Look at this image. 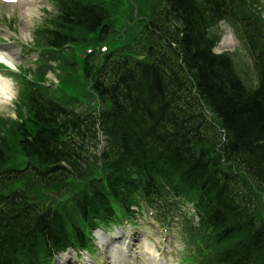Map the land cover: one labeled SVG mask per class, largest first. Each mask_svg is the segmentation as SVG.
Returning a JSON list of instances; mask_svg holds the SVG:
<instances>
[{"label": "trees", "instance_id": "1", "mask_svg": "<svg viewBox=\"0 0 264 264\" xmlns=\"http://www.w3.org/2000/svg\"><path fill=\"white\" fill-rule=\"evenodd\" d=\"M54 1L52 27L37 41L45 58L21 78L28 116L16 133L0 120V264H53L68 246L93 247L92 230L120 210L134 215L133 205L177 227L193 264H264L256 0H153L134 41L107 51L97 46L110 45L108 5L118 0ZM224 19L248 42L252 82L231 53L214 50L212 28ZM71 50L82 56L58 73L65 87H46L52 62L63 68ZM39 188L64 194L49 205Z\"/></svg>", "mask_w": 264, "mask_h": 264}, {"label": "rangeland", "instance_id": "2", "mask_svg": "<svg viewBox=\"0 0 264 264\" xmlns=\"http://www.w3.org/2000/svg\"><path fill=\"white\" fill-rule=\"evenodd\" d=\"M22 1L24 5L21 3H17L18 17L17 19H14L12 21V24L16 26L12 27V24L9 25L12 28V31L16 33V36L12 37V39H14L15 41L12 40L11 43H13L12 45H14L16 48L18 47L25 48V55H23V53H21V50H20L17 54H15V56L17 57L18 62H19V69L22 68L24 70L29 71L30 72L29 77H32L33 73L38 68V64L36 63V58L39 57V51L33 50L29 46L33 47L35 45V41H36V37H34L35 31L38 29L39 26H41L40 29H45V27L48 26L47 25L48 16L55 15L56 10L51 0H36V1L22 0ZM103 1H105L106 3L111 2V0H103ZM150 2L153 4L154 3L156 4L155 1L153 2V0H118V2L111 3L108 5L109 11H110L109 22H111V26L113 27L112 29L113 34L106 40V41H109L111 45L110 46L106 44L110 46L108 50L116 48V47L122 48L125 44L128 45V43L134 41L135 34L137 33L139 34L141 29L143 28V25H144L143 19L146 18L145 13L147 12V7L149 6L148 3ZM134 10H135L134 16H132L131 14ZM27 12H30L33 14V17L35 20L34 26L29 25L24 21L23 16ZM132 17L134 18V21L131 20ZM4 23H5V20L3 17V6L2 4H0V27H2ZM221 27L224 29L222 33L223 35L220 37V42L215 47V50L218 52H225V51L232 52L234 54L233 58H234V62L236 63L238 72L241 73L242 76L245 77V79H248L250 82H252L253 78L249 77L250 74L253 76V67H252V61H251L249 52L244 48L243 45L239 43V40L235 38L232 28H230V25L224 22L222 23ZM213 29H215V26H213ZM219 30L221 29L219 28L218 30H215V32L219 33ZM220 34H221V31H220ZM121 44H123V46ZM97 47L101 48V45ZM97 47H91V48H97ZM90 50L91 49H89L88 51ZM88 51L83 52L82 50L79 51L78 49L77 53L83 52L86 55ZM73 54H74L73 50H71L69 51V53H66V54L64 53L61 56L62 58L61 60L64 65L63 68H61L62 64L54 63L55 70H50V72L47 73L48 79H47L46 87H48V84H51L49 86L54 87L55 89L57 88L59 89L62 86L65 87V84L67 83H66V80L62 78L65 75L62 77H59L58 73L63 74L64 72L67 71L66 68L71 63L72 61L71 58L73 56H75L76 58H81L82 56L79 54L77 55H73ZM39 59L40 61H43L41 57ZM18 72L19 71L13 72V73L11 72L10 74H8L16 81L18 95L15 101L13 102V106L10 109L6 110V113H0V118H2L0 120H3V124L5 125V128L12 130L11 131L12 133H16L18 131L17 124L21 123L22 120L23 121L26 120L28 116L27 104H25L24 100L22 99V89H24V84L22 82L20 84V82L18 81V78L16 75ZM3 73L7 74L4 72V70H3ZM60 81H61V87H60ZM73 81L74 80H71V82ZM1 127L3 126H0V128ZM100 146L101 148H103L102 143ZM79 186H80L79 181L71 180L70 185L66 187H69L71 191H73V188H74V191H75V189H77ZM39 189L40 190L43 189L41 192V196H39L40 199L41 198L46 199L47 201L46 203L49 205L55 202V199L59 197L61 192L64 194L62 190L60 191L56 189L48 190L45 188H39ZM71 196L72 195L69 194L68 196L58 198V203L61 202L63 204H67L69 201H71ZM261 200L262 202L259 203L260 212L264 215V196L261 198ZM72 205H71V208H72ZM119 212L121 213V216H124L121 210ZM151 220H152L151 218L143 219V221L147 223L143 226L147 227L150 230V233L153 236H155L157 235L155 234V232L159 231L158 228H160V226L155 223L151 224ZM141 227L139 228L134 227L133 229H130L131 234H133L132 239L137 238L136 232H139ZM153 227L156 228L154 231H153ZM118 233L119 232L117 231L114 232V234H118ZM95 235L98 236V231L95 232ZM97 236L96 238H99V236L98 237ZM170 239L173 240L175 248H178L180 246L179 249L182 252V249L184 247L183 244L177 242L174 237H170ZM137 242L139 243V241ZM139 245H140V250H142L143 246L141 245V243H139ZM105 250L108 252L107 247H105ZM119 252L120 254L117 257L119 258L121 264H128L127 259L124 257L125 250L124 249L121 250L119 248ZM84 256L85 254H83L81 257H79L78 255L77 259H75L74 256L70 255L71 257L70 260H72L71 264H84L83 263L85 259ZM102 256L104 258H107L106 257L107 254L102 255ZM60 258L62 260H65L64 257L62 256H60ZM106 260L110 262L109 258H107ZM58 264L60 263L58 262ZM178 264H181L180 261H178ZM189 264H193V263H189Z\"/></svg>", "mask_w": 264, "mask_h": 264}, {"label": "clouds", "instance_id": "3", "mask_svg": "<svg viewBox=\"0 0 264 264\" xmlns=\"http://www.w3.org/2000/svg\"><path fill=\"white\" fill-rule=\"evenodd\" d=\"M0 4L3 6V17L5 20L3 26L0 27V38L6 39L8 43H11L12 37H15L16 33L12 31L9 25L18 17L17 0H0ZM23 19L27 24L34 26L35 20L32 13H25ZM15 26L12 24V27ZM0 65L9 72H17L19 69L17 57L10 51L2 48H0ZM17 95L16 81L11 76L0 73V113H6V110L13 106Z\"/></svg>", "mask_w": 264, "mask_h": 264}, {"label": "bare ground", "instance_id": "4", "mask_svg": "<svg viewBox=\"0 0 264 264\" xmlns=\"http://www.w3.org/2000/svg\"><path fill=\"white\" fill-rule=\"evenodd\" d=\"M96 1H99V0H96ZM10 49V48H9ZM9 49H6V50H8V51H10ZM11 53L13 52V49H11V51H10ZM1 73V72H0ZM126 234H128V233H126ZM129 235V234H128ZM109 238H110V236H109ZM122 245V244H121ZM119 246H117V245H115V247H112L111 248V250H110V254H111V257H113V259H112V261H113V263L114 264H120L121 262H120V260L118 259V255H119V251L118 252H116V250H117V248H118ZM147 249H149V252L151 253V255L153 256V257H158L159 255H158V253H157V251L155 250V248L151 245V246H149V248H147ZM117 253V254H116ZM116 254V255H115ZM115 260H117V262H115Z\"/></svg>", "mask_w": 264, "mask_h": 264}]
</instances>
